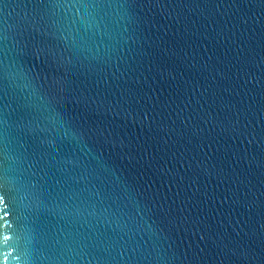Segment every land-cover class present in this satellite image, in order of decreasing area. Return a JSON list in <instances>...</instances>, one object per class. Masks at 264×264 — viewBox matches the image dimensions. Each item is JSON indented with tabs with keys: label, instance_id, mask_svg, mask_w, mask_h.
Masks as SVG:
<instances>
[{
	"label": "water",
	"instance_id": "95a60500",
	"mask_svg": "<svg viewBox=\"0 0 264 264\" xmlns=\"http://www.w3.org/2000/svg\"><path fill=\"white\" fill-rule=\"evenodd\" d=\"M0 264H264V0H0Z\"/></svg>",
	"mask_w": 264,
	"mask_h": 264
}]
</instances>
